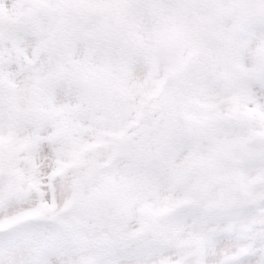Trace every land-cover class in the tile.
<instances>
[{
	"label": "snow or ice",
	"instance_id": "6c2138e0",
	"mask_svg": "<svg viewBox=\"0 0 264 264\" xmlns=\"http://www.w3.org/2000/svg\"><path fill=\"white\" fill-rule=\"evenodd\" d=\"M142 4L143 28L93 62L63 52L98 0H34L17 30L0 264H264V0Z\"/></svg>",
	"mask_w": 264,
	"mask_h": 264
},
{
	"label": "rangeland",
	"instance_id": "374dc122",
	"mask_svg": "<svg viewBox=\"0 0 264 264\" xmlns=\"http://www.w3.org/2000/svg\"><path fill=\"white\" fill-rule=\"evenodd\" d=\"M105 7L103 19L94 30L92 38L85 44L78 37H70L65 45L63 55L67 58H84L89 62L97 59V48L101 37L113 33V25L117 17L127 18L133 14L128 4H142L143 0H98ZM204 2V0H201ZM34 0H0V66L7 73L17 66L21 55L18 42L14 39L17 30L28 26L32 22V8ZM205 16L208 13H203ZM233 13H225L216 22L227 24L231 21ZM146 17V16H145ZM216 19V18H214ZM7 38L8 48L4 47ZM128 38V37H127ZM127 38H122L120 47ZM119 47V48H120ZM14 85L5 78L0 77V88H12ZM31 104L36 107L38 102L25 99L14 101V105Z\"/></svg>",
	"mask_w": 264,
	"mask_h": 264
},
{
	"label": "clouds",
	"instance_id": "9594fccd",
	"mask_svg": "<svg viewBox=\"0 0 264 264\" xmlns=\"http://www.w3.org/2000/svg\"><path fill=\"white\" fill-rule=\"evenodd\" d=\"M128 8L132 10L131 15L127 18L117 17L113 25V34L101 37L99 41V46L97 50L103 54H110L120 47V41L122 38H127L129 34L135 32L137 29H142L145 21V16L147 15L143 4L131 3L127 5ZM234 15L238 18H246L247 13L242 12L237 9ZM4 47L7 50L8 42L7 38L4 41Z\"/></svg>",
	"mask_w": 264,
	"mask_h": 264
}]
</instances>
